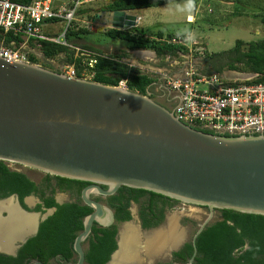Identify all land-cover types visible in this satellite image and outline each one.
<instances>
[{"label": "water", "instance_id": "water-1", "mask_svg": "<svg viewBox=\"0 0 264 264\" xmlns=\"http://www.w3.org/2000/svg\"><path fill=\"white\" fill-rule=\"evenodd\" d=\"M136 21L126 10L112 12L114 28H130ZM255 75L239 72L229 79ZM0 160L90 183L81 191V200L92 211L83 218V228L74 239L78 259L73 264L84 263L81 243L93 223L108 226L113 222L112 210L92 199L91 193L111 195L127 186L207 206L210 213L192 238L193 255L196 237L210 221L213 209L264 215V134L199 130L176 118L173 110L149 92L67 76L61 69L4 56H0ZM9 198L13 200L14 195L0 201ZM64 200L57 198V203ZM15 203L21 212L37 217L34 229L7 251L13 255L56 210L29 211ZM183 241L168 248L167 254ZM118 248L117 243L106 264ZM158 258L143 261L150 264Z\"/></svg>", "mask_w": 264, "mask_h": 264}, {"label": "trees", "instance_id": "trees-1", "mask_svg": "<svg viewBox=\"0 0 264 264\" xmlns=\"http://www.w3.org/2000/svg\"><path fill=\"white\" fill-rule=\"evenodd\" d=\"M13 1L29 3L31 0ZM95 1H97L96 3L101 2L100 8H98L99 11L112 13L115 10L130 11L158 7L167 4L171 0ZM80 7L77 10L80 13H88L93 9ZM259 21L264 24V16ZM162 25H165V23H158L153 28L138 25L124 29L110 27L101 33L111 39L128 40L131 42L127 45L128 49H150L154 50L158 55L174 54L177 51H184L183 46L170 44L162 39L164 35L166 37H173L179 34L184 35L185 32H179L177 30L164 31L161 27ZM156 27L158 29L161 27L162 30L157 32L154 30ZM91 32L86 28H74L72 26L65 33V40L69 44L81 49L79 50L80 55L74 54L73 48L68 45L48 40L30 38L28 44L40 48L44 57L48 59H54L61 54L64 55L68 64H72L75 67L78 77L80 76L82 58L95 57L96 63L92 68L94 71L92 80L108 85H117L120 79L126 78V85L129 89L146 94L154 79L149 74L142 72L139 68L123 60L126 56L124 50L107 53L105 49H97L90 46V43H87V36ZM152 35H156V38L152 37ZM0 40H3L4 45H10L12 41L16 45L21 42V38L13 35L11 32L4 36L0 35ZM74 40H85V43H72ZM88 50L91 53H87ZM227 51L230 54L232 53L233 56L231 61L226 65V69L256 73L250 79L236 80V82H264V36L250 41L237 39L234 46ZM92 52H95V54ZM220 54L222 52L213 55ZM28 56L30 62L40 63L39 58L35 54L28 53ZM43 66L46 65L43 64ZM56 177L58 184L68 188L84 183L81 180ZM122 187L130 191L128 199L136 200L139 195L146 192L143 189L127 186ZM36 190V184L24 172L10 168L8 162L0 160V197L7 196L11 193H17L22 197ZM152 195L155 196L158 194L152 192ZM110 200V205L117 210L118 219L130 218V213L126 207L128 201L126 204L115 203L114 196ZM45 205L47 207L56 206L57 209L52 215L40 223L38 233L28 239L27 243L21 248L19 255L21 257L29 255L39 256L37 248L40 250L49 249L50 253L48 255H52L60 250V246H65V256L68 258L70 252L67 246L73 242L77 233L83 228V218L92 209L86 204H81L80 201L56 204L52 197L45 199ZM142 211L144 213V210ZM220 211L222 213L221 219L206 225L196 237L194 264H264V215L244 213L231 209H220ZM142 217L144 218L145 216L142 215ZM145 224H149V222H145ZM115 232L114 225L104 228L92 227V235L88 236L91 239L90 250L85 256L87 264H105L109 254L116 247ZM184 249L185 253L189 256L193 251V246L187 244ZM182 251L175 252V255H182ZM48 255L42 257L45 259ZM42 257L40 256L41 260L43 259ZM18 259L10 258L9 264H12V260L18 261Z\"/></svg>", "mask_w": 264, "mask_h": 264}, {"label": "built area", "instance_id": "built-area-1", "mask_svg": "<svg viewBox=\"0 0 264 264\" xmlns=\"http://www.w3.org/2000/svg\"><path fill=\"white\" fill-rule=\"evenodd\" d=\"M88 1L92 0H31L29 3L0 0V35L11 32L24 39L18 45L13 41L10 45L0 44V56L30 62L28 53L22 49L30 38L62 43L79 50L65 40V33L72 26L78 8ZM57 24L62 32L55 35L53 29ZM189 34L193 35L186 32L162 39L183 46L181 56L187 62L181 72L163 76L166 86L177 97L173 109L176 118L215 134H264V82H236L238 79H223L219 73L200 72L193 59L205 53L206 42L189 39ZM95 63V57H83L79 77L92 80ZM60 68L67 76L77 77L72 64H63ZM116 86L127 87L126 78L120 79Z\"/></svg>", "mask_w": 264, "mask_h": 264}, {"label": "rangeland", "instance_id": "rangeland-1", "mask_svg": "<svg viewBox=\"0 0 264 264\" xmlns=\"http://www.w3.org/2000/svg\"><path fill=\"white\" fill-rule=\"evenodd\" d=\"M60 1L61 0H56V2ZM100 5L101 2L95 3L93 0L83 4L80 8L93 9L88 13L77 12L72 26L74 28H86L92 31L87 36V43H103V48L114 50L115 47L117 48L119 45L127 46L130 44L131 42L128 40L118 38L111 39L101 33L111 25L110 16H112V13L99 11L98 8H100ZM146 9L155 10L156 12L163 11L166 13L163 17L162 15L155 17L154 20L161 24L168 21L167 23L165 22V25L161 26L164 31H181L190 29L191 27L193 31H191L193 34L192 36L206 42V49L209 53L216 54L222 52V61L226 63L230 62L233 56V54H230L227 50L234 46L237 39L250 41L264 36V24L259 21L260 18L264 16V0H191V3L189 0H171L165 5ZM187 13L193 14V24L186 23ZM45 29H47V27ZM61 32L62 28L57 24L54 29V34H61ZM74 42L83 44L85 40L72 41V43ZM79 50L73 48L74 54L80 55ZM40 59L42 64L46 65L48 68L52 67V69L55 70L60 68L59 64L61 62L68 63L64 55H58L54 59H50L51 61L53 60L52 62H49V59L46 60L44 56H41ZM8 166L26 173L36 182H39L42 177L41 171L39 172V170L30 169L22 165H15L13 163H8ZM59 194H63L68 198L67 192H56V196ZM172 212H183V214L202 219L205 216L206 209L192 205H178L172 208L171 213ZM221 217V213L216 212L214 219L217 220Z\"/></svg>", "mask_w": 264, "mask_h": 264}, {"label": "flooded vegetation", "instance_id": "flooded-vegetation-1", "mask_svg": "<svg viewBox=\"0 0 264 264\" xmlns=\"http://www.w3.org/2000/svg\"><path fill=\"white\" fill-rule=\"evenodd\" d=\"M38 64H42V63L40 62ZM218 66L219 65H218L217 60L210 63V68H216ZM58 69H61V68H58ZM147 92L150 93V96L154 100H156L161 105L165 106L166 108H168L170 110H173L176 103H177V97H176L175 92H173L172 90H170L166 86L163 78L157 82L153 81L151 83V85L149 86V91H147ZM15 165H19V164H15ZM13 169H15V168H13ZM16 170H18V169H16ZM40 173L42 174V177H41L39 182H36L34 179L30 178L25 173L27 175V177L36 184V186H37L36 191H33V192H31L25 196H22V197H20L17 193H11V194H8L7 196L0 197V198H7V197H10L11 195H14L13 201L14 202L17 201L21 205L22 208L29 210V211L30 210L40 211L41 213H44L48 208L56 207V206L47 207L45 205V199L46 198L52 197L54 199V202L56 204H59V203H57L56 192H59V193L67 192L68 193V198L63 195V198L66 199V200H64V203L73 202V201H80L81 204H84L81 200V191L86 186H88L90 184L89 182L83 181L84 182L83 184L80 183L78 185H73L71 188H68V187L61 186L60 184H58V180H57L56 175H52V174L45 173V172H40ZM102 187L104 189L107 188L104 185ZM129 194H130V191H127L126 188H123V187L121 188V186L117 189V191L115 193H113L111 195L91 193L90 197L92 199L99 201V202L103 203L104 205L108 206L113 212V222L111 224H109L108 226H104V225L100 224L99 222H94L92 227L95 226V227H99V228H104V227H110V226L114 225V227L116 229L115 243H116V247H117V243L119 244L118 237H120L119 228L122 227L121 225L124 222L133 219V221H130L127 223H133L134 225H136L138 227L140 237H141L142 241H144L143 240L144 234L149 233V232L145 233L144 232L145 229L153 228V227L158 226L162 223L165 224L167 219H168V216L175 213V214H177V227L179 230L183 231V233L185 235L184 241L182 242L181 246L178 249H175V250L173 249L168 254H164L163 256H159L158 259H156L154 262H152L150 264H190L189 261L191 259H192V264H194V256L195 255H193V251H192L191 255L188 256L187 253H185L184 247L187 244L192 245V238H193V236H194V234L198 228V224L200 222L204 221L206 219V217L209 215V213H210L209 208L207 206H201V205H196V204H186V203H183L179 200H176V199H173V198H170V197L158 194V193H156L158 195L154 196V195H152V191H147V190L145 193H142L141 195H139L136 200L128 199ZM113 196L115 197V200H114L115 203L126 204V202L128 201V204L126 207L130 213L129 219H118L117 218L116 208L110 205L111 204L110 199ZM30 197L33 198L32 208L31 207L29 208L28 204H30V203L27 201V198H30ZM118 200H120V202H118ZM178 205H182V206L192 205V206L203 207L206 209L205 216L202 219H198L197 217H193L190 215L183 214V212H172L171 213L172 208L175 206H178ZM34 209H36V210H34ZM56 209H57V207H56ZM142 210H144V213ZM216 212L221 213L220 209H213V216L211 217L210 221L206 225H209V224L216 221L214 219ZM1 215L7 216L8 213L4 210ZM142 215L145 217L143 218ZM221 216H222V213H221ZM217 220H219V219H217ZM145 222H149V224H145ZM39 226H40V224H39ZM39 226H38V230H39ZM38 230H37L36 234L38 233ZM35 235H33V236H35ZM91 235H92V228H91V231H90L88 236H91ZM33 236H31V237H33ZM88 236L81 243L83 253H84V263L83 264H87V262L85 260L86 259L85 256L88 253V251L90 250L91 239ZM31 237H29L28 239H30ZM28 239L25 242H23L22 244H20V246L18 247V249L14 255L8 253L6 250H5V252H4V250H3V252L0 251V254L2 255L0 257V264H9L10 258L11 259L19 258L18 261L12 260L13 261V262L11 261L12 264H34L37 261H40L44 264H73L78 259V255H77L76 251L74 250V246H73L74 240H73V242H71V244L69 243L70 245L68 244V246H67L68 251L70 252V255L68 258L65 256V251H64L65 246H60L59 247L60 250L55 252L52 255H48L50 253L49 249L48 250H46V249L40 250L37 248L39 256L29 255V256L21 257L19 255V252H20L21 248H23V246L27 243ZM116 247H115V249H116ZM177 251H182L183 252L182 255H180V256L175 255V252H177ZM111 253L109 254L107 261H109ZM45 255H48V256L44 259L42 256L45 257ZM40 256L44 260L43 259L41 260ZM141 256L143 257V259L145 258L143 256L142 252H141ZM107 261L105 262V264L107 263ZM143 264H147V263L144 262Z\"/></svg>", "mask_w": 264, "mask_h": 264}, {"label": "bare ground", "instance_id": "bare-ground-1", "mask_svg": "<svg viewBox=\"0 0 264 264\" xmlns=\"http://www.w3.org/2000/svg\"><path fill=\"white\" fill-rule=\"evenodd\" d=\"M57 198L62 200L63 194L57 195ZM27 201L32 204L33 198L30 197ZM4 210L8 213L7 216L1 215ZM36 217V214L21 212L12 198L0 201V249L10 252L17 239L34 229ZM126 223L119 228V248L110 264H141V252L146 259L151 260L167 254L168 248L177 246L185 238L183 231L177 227V214L168 216L165 224L144 234V241L138 227L133 223Z\"/></svg>", "mask_w": 264, "mask_h": 264}, {"label": "crops", "instance_id": "crops-1", "mask_svg": "<svg viewBox=\"0 0 264 264\" xmlns=\"http://www.w3.org/2000/svg\"><path fill=\"white\" fill-rule=\"evenodd\" d=\"M94 1V0H93ZM97 1H95L96 3ZM150 8V7H149ZM128 13L133 14L137 17L136 25L138 26H144V27H154L159 22H155V17L162 15V17L166 14L165 12H156L155 10H148L146 8L143 9H135L130 10ZM190 17H193L192 13L186 14V22L187 24H192L193 19H189ZM110 22H112V16H110ZM188 20V21H187ZM154 21V22H153ZM166 23L168 21H165ZM163 22V23H165ZM111 25L108 26V28L112 27ZM135 25V26H136ZM125 28V27H124ZM128 28V27H126ZM49 27H47V30ZM54 30V29H53ZM154 30L159 32V30H162L161 27L159 29L156 27ZM168 31V30H166ZM192 28L190 29H184L179 32H191ZM193 32V31H192ZM151 36V35H150ZM156 35H152V37H155ZM166 35L163 36L165 38ZM24 41V39L21 38V41ZM110 43V42H109ZM0 44H4L3 40H0ZM18 45V44H17ZM103 43H90V46L97 48V49H105L107 50V53L116 52L119 50H124L126 52V56L123 58V60L127 61L131 65H134L135 67L139 68L142 72L149 74L155 82L161 80L164 75H175V73H179L183 70V68L186 66L187 62L185 61V58L181 56V51H177L174 54H164V55H158L154 50L150 49H128L127 46H117L114 50L107 49L102 47ZM112 46V44L110 43ZM22 49H26L25 51L27 53H33L38 58L39 61L41 60L40 57L44 56L40 48L37 46H30L28 44V41L25 43V45L22 47ZM62 55V54H61ZM220 55H213L212 53H209L206 49L205 53L201 56L195 57L193 59V64L196 66V68L204 73V74H211V73H219L220 76L223 79H229V77H234L236 74H238L241 71L226 69V65L229 62L222 61V56ZM48 60V58H46ZM217 60L218 61V67L216 68H210V63ZM49 62H52L50 59ZM47 61V62H48ZM63 63L61 62L59 64V67H61ZM222 69V70H220ZM231 80V79H229ZM149 91V89H148Z\"/></svg>", "mask_w": 264, "mask_h": 264}, {"label": "clouds", "instance_id": "clouds-1", "mask_svg": "<svg viewBox=\"0 0 264 264\" xmlns=\"http://www.w3.org/2000/svg\"><path fill=\"white\" fill-rule=\"evenodd\" d=\"M189 2L191 3V0H189ZM194 37L191 35V34H189V39H193Z\"/></svg>", "mask_w": 264, "mask_h": 264}]
</instances>
